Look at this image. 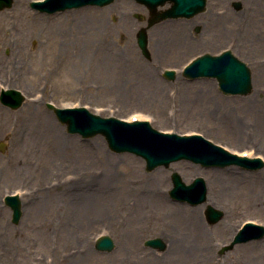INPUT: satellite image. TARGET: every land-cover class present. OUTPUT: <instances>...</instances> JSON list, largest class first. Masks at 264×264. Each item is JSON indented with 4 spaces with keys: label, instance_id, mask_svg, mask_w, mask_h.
<instances>
[{
    "label": "rangeland",
    "instance_id": "1",
    "mask_svg": "<svg viewBox=\"0 0 264 264\" xmlns=\"http://www.w3.org/2000/svg\"><path fill=\"white\" fill-rule=\"evenodd\" d=\"M31 1L14 0L11 7L0 9V92L2 88H19L26 96L22 106L15 108L0 100V139L7 142L6 150L0 151V264H157L163 260V254L166 257L168 246L158 249L146 245L145 241L161 236L163 214L160 201L146 194L153 198L151 205L156 206L149 210L146 207L149 204H144L135 192L140 187L151 188L158 169L162 170L163 184L168 187L167 199L198 208L202 223L214 233L213 257L207 259L203 255L198 256L203 260L196 264H264V236L222 251L245 221L252 220L264 225V189L254 191L260 195L261 201L258 203L240 192L228 200L225 208L212 205L223 211L222 217L215 222H209L206 218V209L211 205L207 201L194 205L176 200L169 193L174 171H178L190 183L196 176L205 178L206 170L220 169L221 176L237 177L241 188L248 182H258L260 176L264 178V167L257 171L235 164L223 168L180 159L168 166L160 165L148 170L144 158L131 152L112 150L102 134L83 137L68 132L66 125L46 104L52 101L59 106L85 105L103 116L125 119L142 112L155 128L178 133L198 132L231 151H246L251 156L264 157V0H208L207 8L195 16L172 18L192 21L187 37L173 43L174 46L163 47L162 44L166 43H160L156 50L149 29L151 59L144 56L136 37L138 28L147 24L148 8L135 0H114L106 5H85L52 13L33 8ZM237 1L241 2V8L235 7ZM134 6L139 10L131 12ZM21 7L48 16L85 7L96 8L87 15L89 18L97 16L95 23L100 38L106 37V33L113 34L108 41L110 55L107 60H112V64L122 63L121 73L116 79L110 76L105 80L90 71L94 56L91 55L93 52L89 43L84 45L85 53L82 51V56L75 57L79 52L75 47L70 52L67 44L59 39L65 32L70 33L63 20L67 17L65 15L44 23L34 33L26 30L29 27L24 28L25 34L31 37L28 45L30 54L25 62L29 72H8L10 63L19 56L5 42L4 28L9 14ZM107 7H111V11ZM121 7L123 13L139 22L138 27L132 28L125 23L127 20L120 17ZM226 9L232 18L228 16L221 22L207 17L208 14H224L222 12ZM138 14H146L144 20ZM254 15L257 17H252ZM243 35L246 41L244 46H239V42L244 41ZM236 38L238 44H235ZM59 48L63 53L70 52L71 56L65 54L57 59ZM226 48L249 65L253 78L251 92L225 94L215 78L190 79L182 74L181 69L194 56L204 52L216 54ZM166 68L177 70L175 78L164 76ZM9 79L18 82L11 86L4 85L3 82ZM149 79L158 87L156 94L150 89ZM23 80L26 84L19 83ZM185 81L188 84L182 86L180 82ZM208 90L212 91L218 115L213 120L198 115V107L196 104L192 106L195 99L197 105H207L211 96L209 93L205 96ZM225 113L231 116L232 125H223L224 119L221 118ZM45 121L55 126L54 133L64 142L63 147L55 142V135L39 132ZM99 138L102 145L95 141ZM89 141H94L93 147L87 145ZM87 146L93 153L86 159L82 150ZM108 154L118 158L129 154L137 161L126 158L113 164L111 170L116 179L107 180L104 185L107 194L109 192V195L106 194L107 214L96 217L92 223L88 220L83 225L76 216H72V212L68 214L70 210H76L80 201L77 199L69 204V210L66 197L71 195L64 190L66 185L74 186L75 183H70V180L80 177L83 172L89 175V179L102 175L107 168L103 157ZM175 163H183L185 167L173 169ZM98 183L92 181L94 187ZM38 187L45 188L37 192L41 198L37 199L35 193V200L30 203L27 212L22 211L19 222L13 221L12 209L4 202L5 195L19 191L25 206L29 202L28 195L36 192ZM47 187L55 188L48 191ZM223 217L232 220L228 233L215 227ZM68 218L78 223H73V230L72 225L68 224L73 231L72 236L65 229ZM101 234H109L114 239L116 245L111 251L95 247V240Z\"/></svg>",
    "mask_w": 264,
    "mask_h": 264
},
{
    "label": "bare ground",
    "instance_id": "2",
    "mask_svg": "<svg viewBox=\"0 0 264 264\" xmlns=\"http://www.w3.org/2000/svg\"><path fill=\"white\" fill-rule=\"evenodd\" d=\"M123 7V6H122ZM122 7L120 8V17L124 20H127L125 23H129V26L132 28H136L139 25V22L131 18L130 15L122 12ZM108 10L112 9L111 7H107ZM97 10L94 7H85L84 9H78V10H70L66 11L65 13L55 14V15H44L41 13H38L37 11L30 10L27 7H21L13 10L8 17V21L6 23V27L4 28V34H5V42L12 46L13 51L18 54L19 58H16V60L12 63H10L8 72H22L21 70H24L26 73L29 72V69H27L25 62L26 58L30 54V50L28 49L30 38L28 35L25 34L26 30H29L30 33H34L37 28L44 23L55 20L56 17L65 15L67 17H64L63 20L65 21V24L69 28V32H65L61 36H59L60 41H62L63 44H67V48L71 50L75 47L77 48V51H79L75 57L82 56L83 53H85V50L83 51V47L86 43H89L91 45L92 51L91 55L94 57L91 61V66L89 67L90 71H92L95 75L102 77L105 80H108V77H114L116 79V76L121 73V70L123 67L122 63H111L112 60H107V57H109L110 53L108 50L109 39L113 36L112 33H106V37L100 38L97 33L96 23L97 22V16L93 18H89L87 13H90L89 11ZM139 8L133 7V10L131 12L138 11ZM111 11V10H110ZM211 12V10H209ZM130 12V14H131ZM227 9L223 10L222 13L224 14H208L207 17L209 19L220 20L221 22L223 20H226V17L231 16V13L227 14ZM252 17H257V15H254ZM91 19L93 21H91ZM165 21H162V23H156L151 29V40L154 44V47L156 50H158V44L160 43H166L162 44L163 47H167L168 45L174 46L173 43L182 41L185 39L189 32V25L192 23L190 20H184V19H164ZM17 21V22H16ZM249 23V22H248ZM29 27L30 29L24 30V28ZM110 29V28H109ZM245 36L243 35V39ZM108 39V40H107ZM246 40L243 42H239V46H244ZM172 44H168V43ZM238 44V39L236 38V43ZM161 45V44H160ZM83 51V53H82ZM70 52H61V48L57 50L56 57L59 59L61 58V55L68 54L70 55ZM71 56V55H70ZM58 63L59 60H58ZM121 69V70H120ZM3 70V69H2ZM4 71V70H3ZM6 71V72H7ZM150 77V76H149ZM101 79V80H103ZM253 80V78H252ZM150 83L149 86L150 89L153 90L155 93L158 87L157 85L153 84V82L149 79ZM15 82L12 79L6 80L3 82L6 86H11ZM19 83L26 84V82L23 80ZM118 84L117 82H115ZM182 86L188 84V81L180 82ZM148 90L147 92H149ZM142 92V91H140ZM152 93V92H150ZM209 93L212 96V91L208 90L205 92V96ZM156 94V93H155ZM209 96V103L207 105L199 104L197 105L198 101H194L192 106L196 104L198 107V115H201L202 117H206L207 119L213 120L217 119L218 115L216 113L217 109L214 106L215 100L214 96ZM185 102V101H184ZM210 104V105H209ZM1 110V106H0ZM227 113L222 115L221 119H224L223 125H232L231 122V116L227 115ZM131 114L130 116H132ZM137 116L142 117L145 116L142 112H137ZM147 116V115H146ZM200 116V117H201ZM31 122H28V125H30ZM35 125V124H34ZM39 132H45L50 133V135H55L54 140L55 142L60 146H64V142L62 139L57 138L55 132V126L50 124L49 122L45 121L42 123V130ZM56 137V138H55ZM106 139V138H105ZM99 139H95L97 141L96 143L102 145V142L99 141ZM107 141V140H106ZM94 141H89V144H87L90 147H93ZM99 145V146H100ZM86 147L83 152V156L87 159L89 155H91L92 149L90 147ZM134 154V153H133ZM137 155V154H136ZM138 156V155H137ZM130 159L133 161H137L135 157L132 155H123L122 157H116L113 154H108L107 157H103L107 168L104 170L103 174L100 176H94L89 179V175L86 176V172H83L80 177H77L75 180H70L71 182H74V186L66 185L64 182L63 184L66 185L65 192H70L71 196L66 197L68 206L69 204L74 203L77 199L80 201L78 202L77 208L72 212V216H76L79 222H83V225L86 221L94 222V219L96 217H103V215L107 214L106 212V205H107V198L106 197V190H105V183L107 180L110 182L111 180L116 179V175L112 172L111 167L113 164H115L118 160H124V159ZM176 165L173 167V169L179 170L180 168H184L185 165L183 163H175ZM214 167V165H213ZM225 167V166H224ZM223 167V168H224ZM234 170V169H233ZM262 170V168L258 169ZM222 170L217 169H211L204 171L206 174L205 176V182L206 186L208 188V195H207V203L215 206V207H226V203L228 200H231L236 193H242L245 197H247L249 200L255 201L258 203L261 201L259 193H255L254 191L259 188L260 190L264 189V178L259 177L260 180L256 183L248 182L244 187L239 186V180L237 177H224L220 175V172ZM257 171V170H256ZM246 172V171H244ZM163 174L162 170L158 169L155 173L154 177V184L150 188H144L140 187L135 193L138 194V198L143 201L144 204H149L146 207L149 210H153L156 208V206L151 205L152 199L147 197L150 194L153 197L158 198V201H160V211H162L163 217V225L160 229L161 236H159L166 244V247L168 246V251L162 255L163 260H160L157 264H196L198 261L203 260L202 258H197L198 256H205L207 259H211L213 257V244H214V233L212 230L208 229L199 218V209L196 207H190L188 205H184L181 203H174L167 199L166 197V191L168 190V187H165L166 185L164 183V179L161 178V175ZM262 174V172L260 173ZM263 176V174H262ZM184 179V178H183ZM92 181H98L99 185L95 186L92 184ZM67 182V181H66ZM68 183V182H67ZM65 187V186H64ZM63 187V188H64ZM48 191L54 190L52 187H47ZM95 189V190H94ZM42 190H45L43 187H38L37 191L31 192V196L28 195V204L24 206L22 204V210L27 212L29 207L31 206V202L35 200V196H38V198H41L40 194L37 192H40ZM75 192V193H74ZM260 192V191H259ZM36 193V194H35ZM35 194V196H34ZM109 195V192L108 194ZM40 196V197H39ZM205 201V202H206ZM263 204V203H262ZM156 205V204H155ZM226 212V210H225ZM73 221L68 218L65 221V229L68 232L69 235H73V231H71L75 228L74 222L77 223L76 220L72 219ZM229 220V221H228ZM230 219H226V217H223L221 221L215 226L218 228L221 232H230V229L228 228ZM78 224V223H77ZM192 261H191V257ZM190 258V259H189ZM199 263V262H198Z\"/></svg>",
    "mask_w": 264,
    "mask_h": 264
},
{
    "label": "water",
    "instance_id": "3",
    "mask_svg": "<svg viewBox=\"0 0 264 264\" xmlns=\"http://www.w3.org/2000/svg\"><path fill=\"white\" fill-rule=\"evenodd\" d=\"M113 0H46L45 2H32V5L43 11L54 12L85 4H108ZM150 9L148 24L138 31V43L143 53L150 57L148 49V28L154 23L169 17H192L205 10L207 0H137ZM167 1L171 6L158 10V5ZM13 0H0V9L10 7ZM241 8L240 1L234 3ZM184 74L190 77L209 76L216 77L220 88L225 93L247 94L252 90V73L250 67L231 50H225L219 55L204 53L198 56L188 67ZM166 75L173 78V70H167ZM24 96L16 89L5 90L2 101L12 107L22 104ZM55 112L62 123L67 124V129L72 133H81L84 137L102 133L106 136L110 147L115 151H131L144 157L147 169L151 170L158 165H169L179 159H189L205 166L236 163L247 168H260L264 162L260 158H242L230 153L223 147L213 143L202 135H180L177 133H163L152 127L148 122L137 121L127 123L116 117H102L91 113L85 107L55 108ZM6 143L0 140V150L4 151ZM174 183L170 190L171 195L192 204H199L207 198V186L202 176H197L187 184L178 172L172 174ZM7 203L13 209V221L18 222L22 215L21 202L18 196H7ZM223 215V211L209 205L206 216L209 222H215ZM264 236V226L247 223L226 244L222 251L228 250L236 243L245 242L253 238ZM146 244L154 248H166L165 242L160 237L146 240ZM115 246L114 239L103 235L96 241V247L101 250H112Z\"/></svg>",
    "mask_w": 264,
    "mask_h": 264
}]
</instances>
